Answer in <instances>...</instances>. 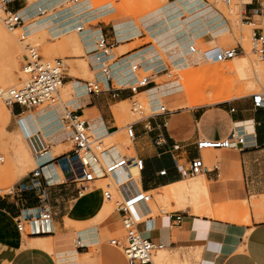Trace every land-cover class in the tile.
<instances>
[{"label":"crops","instance_id":"crops-1","mask_svg":"<svg viewBox=\"0 0 264 264\" xmlns=\"http://www.w3.org/2000/svg\"><path fill=\"white\" fill-rule=\"evenodd\" d=\"M37 1L39 0H13L8 5V9L20 14L36 4ZM202 1L206 6H212L208 0ZM79 2L80 0H66L53 4L49 10L38 11L32 18L25 19L21 16L23 25L25 26L30 20L33 21L36 16L45 18L47 26L37 34L50 35L51 38H46L45 46L57 43L56 46L60 49H71L72 53L78 56H68V61L80 62L79 73L85 76L94 74V80L101 83L104 82L102 69L110 61H114L111 66L117 86L126 88L137 82L139 72L156 73L168 68L164 56L166 60L170 58L160 51L158 45L155 42L154 44L143 43V40L145 38L147 40L148 36L154 40L146 28L147 33L145 34L136 25V22L127 20V18L115 19L111 22L104 20L115 15L116 10L112 5V10H104V7L95 8L92 2L88 1V7L83 13L90 14L86 17L87 21L80 24L83 31H78L79 21H77L72 30L53 37L49 32L50 27L61 24L69 17L65 20L52 22V15H59L62 12L59 8L60 5L66 6V4L71 5ZM97 9H101V15L95 11ZM75 16L76 14L73 12L72 17ZM121 23H132L139 34L129 37L132 33L131 26H124ZM86 29L89 30L87 34H85ZM102 36L111 46L112 60L111 55L103 56L97 50V41ZM169 62L171 63L170 60ZM135 65L139 66L140 71L132 70L129 74L124 75V71L131 70ZM71 68L72 65H66L64 88L71 90L70 100L66 103L67 107L83 116L91 126L93 135L98 138H109L111 134L122 132L115 108L120 104L124 105L126 102H130L134 96L133 93L128 89H121L118 91L116 99L110 93H103L99 96L89 94L86 88L88 80L70 75ZM170 82L173 81L165 82L158 87L151 86L141 89L138 92L139 96L145 94L148 96L150 105L155 111H159L161 105H165L167 110L172 111L171 114L154 117L150 120L153 128L167 123L163 129L167 139L165 147H157L154 144L157 131L145 132V123L136 126L138 138L132 143L134 147L132 152L136 157L142 158L145 163V169L141 174L143 189L149 192L158 190V195H162L165 188L195 178L194 176L189 178L188 174L178 169L175 159L179 165H182L201 157L208 169L201 176L206 178L214 206H224L229 203L263 197L264 109L254 108L252 96L223 104L176 109L186 102L185 96L173 99L167 96H152L154 90ZM115 87L116 84L111 89ZM151 96L152 98H150ZM52 110L57 117L53 122L47 124L49 128L46 130L43 128H47V126H38L37 118ZM8 111L10 117L6 118L5 126L11 120V131L9 132L18 133L26 141L30 139L31 134L21 121L24 116L28 117L33 135H43L48 140L47 143L53 145V151H57L65 141L69 140L67 128L62 121L63 109L60 106H53L47 112H42V109L26 111L19 106L8 108ZM250 122L253 123V131L247 133L250 147L246 150L216 149L208 153L206 150L199 151L196 147V142L201 139L224 140L237 127H241L246 132L244 124ZM9 132L6 130L7 134ZM174 145H179L180 149L172 150ZM52 150H49L47 155L51 154ZM52 160L44 164L47 165L44 167V172L46 167H53V175L56 174V168L53 164H49ZM214 165H218L217 171L212 170ZM164 170L167 173L165 176H161L160 172ZM60 186L62 187H48L39 194L0 196V264H129L123 252L112 247L109 243L108 237L112 235L113 231L111 229L112 219L115 220V218L109 219L114 216L111 215L112 213L110 216L99 212L109 210L107 205L102 204L103 193L99 191L93 196L85 197L82 201L83 197L78 193V186L74 189L66 184ZM43 202L52 211L54 233L50 236L29 238L28 241H25L18 232L16 219L27 209L33 213L36 212ZM172 206L176 207L174 203ZM173 207H171L173 210L161 211L158 204L161 214L140 222L138 227L146 238L155 244L163 245V248L173 251L193 250L184 257L175 252L168 256L166 263L264 264V221L257 222L252 212L251 224L245 225L232 223V213L228 216L223 212L217 216V219L208 215H195L191 207L182 210ZM95 216L101 224L97 228L82 231L83 242L72 239V235L76 234V227L88 226ZM178 216L181 217V221H177ZM67 220L72 223L68 225ZM79 243L81 246L78 245ZM64 245L68 247H64ZM56 246L59 249H56ZM163 264L165 263L163 262Z\"/></svg>","mask_w":264,"mask_h":264},{"label":"built area","instance_id":"built-area-1","mask_svg":"<svg viewBox=\"0 0 264 264\" xmlns=\"http://www.w3.org/2000/svg\"><path fill=\"white\" fill-rule=\"evenodd\" d=\"M12 1L0 0V12L4 15V24L9 31H15L23 25V19L19 16V13L8 9V5ZM221 1L227 5L233 2V0ZM242 2H244L242 21L250 27L255 51L264 62V0H242ZM21 38L23 39V36ZM97 46L99 51L110 52L111 46L103 36L97 41ZM243 53L244 48L240 45L236 48H223L210 56L215 62L224 63ZM102 70L105 78L104 82L87 81V92L96 96L110 93L116 99L119 90H130L134 95L130 100L132 112L141 115V118L124 128L128 139L133 143L138 138L136 126L145 123V132L157 131L154 144L157 147L167 146V139L163 133L167 123L165 122L153 128L150 120L154 117L171 114L172 111L167 110L165 105H161L159 106V111H155L151 107V114L146 115L143 104L136 98L139 96L138 92L141 89L160 86L158 79L162 77H166L168 81H180L182 76L180 74L174 75L169 68H165L160 72L145 76L138 74L137 82L127 88L118 86L111 89L115 83L111 76L110 68L105 67ZM133 70L138 72L140 68L136 65ZM22 74L23 81L19 87L0 90V101L5 103L7 107L19 106L26 111H31L38 110L44 105H62L61 97L65 81L62 60L46 61L39 54L38 47L29 44L23 58ZM252 97L254 108L264 109V92L255 93ZM63 106L62 121L64 126L71 132L73 151L69 154H62L49 163L55 166L56 174L54 173L49 177L46 176L44 172L45 165H41L24 180H21L9 194H39L54 185L78 183V193L82 195L83 192L94 188L96 182L108 180L119 171L130 175L131 169H137L141 179V174L145 169V163L142 158L124 156L104 164L101 157L104 153L108 154V150L100 152L101 147H105L104 139L95 138L90 132L91 126L87 120L70 110L67 105L64 104ZM196 147L199 151L216 149H240L243 151L250 147V143L245 130L237 127L224 140L201 139L196 142ZM179 149V145H174L172 148V150ZM175 165L184 173L192 176H198L208 171L201 157L182 165H179L175 159ZM212 170L217 171L218 165H214ZM166 173L167 171L164 170L160 172V175L165 176ZM148 192L143 189L142 184L140 189L136 187L131 192H121V189L112 182H108L104 189V199L114 203L123 231L122 236L110 239L109 243L112 247L118 248L123 252L129 264H153L154 253L157 249L163 248V245L155 244L144 236L138 228L140 222L136 220L132 212L134 206L149 202L152 199V195ZM177 221H181L180 216L177 217ZM16 225L18 231L29 238L45 237L54 233L53 214L45 202L34 213L29 209L25 210L16 219ZM78 245L81 246L80 243Z\"/></svg>","mask_w":264,"mask_h":264},{"label":"rangeland","instance_id":"rangeland-1","mask_svg":"<svg viewBox=\"0 0 264 264\" xmlns=\"http://www.w3.org/2000/svg\"><path fill=\"white\" fill-rule=\"evenodd\" d=\"M91 1L94 7H104L107 4H110L113 6V8L116 10L115 15L108 19H104L108 22H111L115 19H125L136 22V25L139 26V28L142 30L143 33H147V31L142 27L140 20L145 17L146 15L156 11L157 9H160L166 5H168L172 0H80L79 3ZM208 2L218 11L221 15H223L224 18H226L228 25L231 27V32L229 34L234 35L236 39H234L231 44V42H227L224 46L226 48H236L240 45L243 46L246 53L239 54L240 57L236 58L230 62L223 63V64H215L210 63L206 66L199 67L193 70V73H191L189 76H184L181 71H177L174 67H172L169 60L165 61L168 64V68L176 74H180L182 76V79L180 82L185 90V86H193L194 82L197 81L200 78H203V82L198 85V87L193 91L192 93H188L187 91L180 93L178 97L185 96L186 98V106L190 108H196L197 106L201 107L202 105H214V104H223L226 102H232L235 100H241L247 97L252 96L255 93L264 92V62L259 58L258 55L255 54V48L252 38V32L250 27L242 21L243 15L242 11L243 6L242 2L240 0H235L233 5L228 7L220 0H208ZM76 3H73L71 5H67L66 8L62 9V12H60L59 15L53 14L51 21L57 22L60 20H65L68 18L71 13H73V7ZM110 20V21H109ZM27 39L26 41H21L20 39V32L12 34L8 32L3 25L2 18L0 17V90L3 89H9L14 87H19L22 84L23 81V74H22V64H23V58L26 54V49L29 44L35 45L38 47L39 54L41 57L46 61H56V60H62L63 66H64V75L66 72V65H72L71 71H74L75 73L72 74L70 71V75L75 77H81L83 79H86L88 81H94V74L85 76L79 73V63L80 62H69L68 56H78L74 53H72L71 49H60L56 46L55 43L51 46H45L46 38H51L49 34L46 35H36L32 36L30 34V31L28 29L27 24L23 28ZM147 37V36H146ZM143 43H152L154 44V41L152 40L151 36H148L147 40L146 38L143 40ZM234 42V43H233ZM229 43V44H228ZM139 44H141V41H139ZM197 47V46H196ZM203 50L206 49H214L215 51L219 50L217 47V44L212 42H206L200 46ZM113 58V55H111V60ZM249 59L250 61V68L247 71V74H245L246 78H243L240 76V74L235 71L233 66H235V61L238 59ZM114 61H110V65H112ZM253 63V64H251ZM76 65V66H74ZM258 66L262 67V70L258 71ZM78 72L79 74H77ZM141 76H145L150 73H143L139 72ZM249 83H254L252 87H250ZM183 81V82H182ZM186 81V82H185ZM165 82H168V79L166 77H162L158 79V83L161 85ZM176 82V81H173ZM247 82V83H246ZM248 85V86H247ZM116 87L117 82H116ZM254 87V88H253ZM253 88V89H251ZM70 92L71 90L69 88H63L62 90V101L66 104L70 100ZM205 95H204V94ZM188 94V95H187ZM220 95L221 97L224 96H231L230 99H218L217 96ZM136 100L141 101V103L144 106V110L146 115L151 114V105L150 100L148 96L140 95L136 98ZM50 105H44L39 110H43ZM8 108L5 103L0 101V196L8 195L10 191L16 185L21 181L24 180L33 170H35L37 167L44 165L49 160H52L53 158H56L62 154H69L71 151H73L74 146L73 143L70 142V140L65 141L62 146H60L57 151H53L52 147L53 145L48 144L46 147H50L49 150H52V153L49 155H45L39 160H36L34 158V152L30 147V144L28 143V140L26 141L20 135L13 134V132H9L10 130V122L5 126V120H6V113L8 112ZM116 111V117L118 120L119 126L122 128V132L111 134L110 137L107 140H105V144L107 147L110 145H121L125 148V153L127 156L134 157L135 154L133 151L134 147L133 144L129 141L125 127L133 122H136L141 118V115L134 114L132 112V107L130 102H126L124 105H118L115 108ZM12 119V117H11ZM6 130L9 132V134L6 133ZM129 148V149H128ZM48 150V151H49ZM131 151V152H130ZM214 150H206V152L210 153ZM193 177L192 175H189V178ZM201 179V176L192 178L188 181L189 185H193ZM107 182H98L95 184V188H91L88 192L83 194V199L88 196H93L97 194V192L101 191L104 193V189L106 188ZM78 183H69L66 184L67 186H71V189H74L77 187ZM62 186L54 185L52 188H59ZM197 203H191L192 200L188 199L182 205H178L176 200H174L171 204H177L175 209H186L188 207L192 208V212L195 214V210L197 208L195 215H208L212 218H217V216L223 212H225L228 216L232 213L234 210H242L245 206L246 202L251 203V212L252 215H254L257 222H263L264 221V196L257 199V198H251L250 200H245L243 202H239V207H234V203H229L224 206H214L211 198V208L209 204L208 196L204 193H200L196 195ZM197 198H199L197 200ZM170 201V200H169ZM170 201V202H171ZM191 201V202H190ZM201 202V203H200ZM104 205H107L109 210H101L99 212H104L108 215L109 211H111V215H114L110 217L109 219H112V235L108 237L109 241L110 239L114 237H120L123 235V231L121 229V223L120 219L116 213L115 205L114 203H109L104 199L103 196V203ZM168 204V205H169ZM196 205V208L193 206ZM53 205V204H51ZM180 206V208H179ZM202 207V208H201ZM164 207H162L163 209ZM170 210L172 208L168 206ZM213 208V209H212ZM215 208H217L215 210ZM236 208V209H235ZM161 209V208H160ZM161 209V210H162ZM166 210H169L165 207ZM169 210V211H170ZM212 210V211H211ZM200 211V212H199ZM159 213V212H157ZM110 215V216H111ZM155 216H158L155 215ZM136 218V217H135ZM218 219V218H217ZM137 220V219H136ZM226 221H229L228 219H225ZM138 221V220H137ZM68 225L72 222L68 221ZM98 219L92 220L88 226L86 227H76V234L72 235V239L74 240H80L82 241V231L88 230L91 228H97L101 223H99ZM25 241H28L29 238L27 236H23ZM76 241V242H77ZM75 242V243H76ZM83 242V241H82ZM74 244V243H73ZM193 250H185V251H173L169 249L161 250L157 252L153 258L154 264H165L166 260L168 259L169 255H173L175 252H178L183 257L186 254H189ZM170 264H182L181 262H171Z\"/></svg>","mask_w":264,"mask_h":264},{"label":"bare ground","instance_id":"bare-ground-1","mask_svg":"<svg viewBox=\"0 0 264 264\" xmlns=\"http://www.w3.org/2000/svg\"><path fill=\"white\" fill-rule=\"evenodd\" d=\"M63 1H66V0H54L52 2L50 0H39L36 2V4L29 7L26 11L20 13L19 16H23V17H25V19L32 18V17H34V15L37 14L38 11H42L45 9L49 10V8L53 4L62 3ZM234 1L235 0H233V2L230 5H227L224 2L223 3L226 6L230 7L233 5ZM240 1L242 2V0H240ZM87 2L76 3L74 5V7L72 8L74 10L73 12H75L76 16L72 17L73 13H71V16H69V19H67L66 21L62 22L61 24H59L57 26L50 27L49 32L51 33V35L53 37H57L59 35L65 34L66 32L73 29L74 24L77 21H79L78 31L82 32L83 28L80 27V24H81V22L87 21L86 17H88L90 14V13H87V14L83 13V11L86 10L88 7ZM242 6H243V10H244V2H242ZM66 7H67V4H66V6L60 5L59 8L62 10ZM95 8H100V7L95 6ZM103 9L104 10H112V7L110 4H107L104 6ZM95 11L98 12L99 15H101V9H97ZM242 14H243V11H242ZM0 17L2 18L3 25L5 26L4 15L2 12H0ZM39 17L36 16L33 21L30 20L27 22L28 29H29L30 34L32 36H36L38 34V31H40L41 29H44L47 26L45 23V18H39ZM140 21L142 22V26L144 27V29L146 28L147 31H149L152 34L153 39H154L153 41L158 45V48L161 49L160 51L162 53L166 54L170 58L169 60L171 61L172 66L177 71L183 72L182 74L184 76H189L191 73H193L194 69L206 66L210 63L223 64V63L215 62L211 58L210 55L214 54V49L203 50L200 47L202 44H204L206 42H212V43L217 44L216 48L221 50L223 48H226V46H224V45L227 42H231L234 39L237 40V38L234 35L229 34L231 32V27L228 25L226 18H224L223 15H221L218 11H216V9L213 8L212 6H208V5L206 6V4L202 0H174V1L170 2L168 5L160 8V9H157L156 11L146 15ZM121 24H124V26L125 25L131 26L130 29L132 31L131 30L130 31L132 33L130 32L131 35L129 37H135L139 34L136 31L137 29L134 27V25H132V23H121ZM5 28H6V26H5ZM23 28H24V25H22L20 28H18L15 31H9L7 28H6V30L12 34L20 32L21 33L20 34L21 41H26L27 36H26ZM88 31L89 30L86 29L85 34H87ZM120 35H122V34H120ZM21 36H23V39L21 38ZM123 36H125V35H123ZM231 44H232V42H231ZM193 48L195 49L194 51H193ZM97 50H98V46H97ZM217 51H215V53ZM98 52H100L103 56H106V57H109L111 55V51L108 53H105V52L98 50ZM244 53H246L245 49H244ZM255 54L258 55L256 51H255ZM239 57H240V55L236 56L234 59L239 58ZM234 59H232V60H234ZM228 62H230V61H228ZM224 63H227V62H224ZM251 64H253V63H251ZM105 67L110 68L111 76L113 77L114 83L116 84L115 79H114V75L112 72V66L108 63V64H105L103 68H105ZM133 67L131 70L124 71L123 72L124 75L132 72ZM232 68H234L235 71H237V73L240 74L241 77L246 78L245 74H247V71L250 68V61H249V59H245V58L244 59H238L235 61V66H233ZM261 70H262V67L258 66V71L260 72ZM101 73H103V70ZM103 78H104V76H103ZM249 81H247V82L249 83ZM180 82L176 81V82H170V83H167L165 85H162L157 90L153 91L154 95H152V96L153 97H155L156 95H158V97L167 96L170 99L178 97V95L180 93H182V91H184V88ZM202 82H203V78H200L194 82L193 86H187V87L185 86V90L188 93H192L193 91H195V89L198 87V85L201 84ZM249 84H250V87H252L254 85V83H252V82ZM253 88H251V89H253ZM186 91H184V92H186ZM152 96L150 98H152ZM217 96H220V95H217ZM220 98L230 99L231 96H224V97L220 96V97H218V99H220ZM153 101H155V100H153ZM158 101H160V100H158ZM186 103L187 102H185L183 105H181L179 108H176V109L186 108L187 107ZM64 104L65 103L62 101V105H60V104L59 105H51V106L43 109L42 112H47V110L49 111L50 109L53 108V106H56V107L60 106L64 111V106H63ZM9 109H11V108H9ZM53 111L54 110L50 111L49 113H46L45 115L43 114L44 116H42V117L40 115H38L39 114L38 113L37 115L40 116L36 120L38 126H40V127L45 126L46 127L48 123L53 122L57 117ZM5 116L7 119H9V117H10L9 111L6 113ZM21 121H23L26 128L29 130V132L31 134V136H29L30 139L28 140V143L30 144L31 149L34 152V155H35L34 158L36 160H39L40 158H42L43 156L47 155L50 152V151H48L50 149V147L49 146L46 147L48 140H46L43 135L42 136L41 135H39V136L33 135L31 128L29 126V123H28V117H26V116L22 117ZM20 125H21V127H23L21 122H20ZM244 125L246 126V133H251L253 131V123L250 122V123H246ZM52 126H53V124H52ZM48 128L49 127L47 126V128H43V129L47 130ZM67 131H68V135H69V140H70V142H72L71 137H70L71 132L68 129H67ZM90 132L92 133V129H90ZM34 133H38V132H34ZM92 135H93V133H92ZM94 137L98 138L97 136H94ZM109 138H112V137H109ZM98 139H100V138H98ZM101 139H104V141H105L108 138L104 137ZM105 150H108V154L104 153L103 156L101 157L102 162L104 164H107L111 160H114L116 158H119V157L122 158L124 156H127L125 153V148L121 145H117V144L113 145L112 144L109 147H107L105 144V147H101L100 152L105 151ZM0 160H2V158H0ZM45 166H47V165H45ZM53 171H54L53 167H46L45 168V172H46V175L48 177L52 176ZM130 172H131V174L129 175V174L123 173L122 171H119L115 175H112L110 179L99 181V182H107V181L112 182L116 187L121 189V192L122 191L131 192L136 187L140 189L141 188V179H140V175H139L138 170L137 169H131ZM201 175H203V174H200L198 176H201ZM198 176H194V177H198ZM96 183H98V182H96ZM88 191H86V192H88ZM86 192L82 193V197H83V194ZM148 193L152 195V199L149 202L140 203V204H138L132 208V212H133L134 216L136 217V219L138 220V222H143V221L147 220L148 218L156 217L155 215H157V214L159 215L160 210L158 209V204H159V207H161V209H162V207H164L162 209L163 211L166 210L165 207L167 209H169L167 206L173 207L172 204L171 205L169 204V203H172L173 199L177 201V202L174 201V203L179 202L178 205H180L182 207V205H184L186 203L185 201L188 199L192 200V202L190 201L191 203L195 202V204H196L197 203V201H195L196 195L200 194V193L201 194L204 193L208 196L209 204L211 203L210 192L208 189V183L206 181L205 176H201V179L199 180V182H197L193 185H189L188 181H183L181 183L171 185V186H169L163 190L162 195H158V190L151 191ZM171 199H172V201H171ZM198 199L199 198H197V200ZM109 203H112V202H109ZM180 206H179V208H180ZM193 206H194V204H193ZM235 206H236V208L239 207V202H235L234 207ZM251 206L252 205L250 202H246L245 206L242 210L232 211L231 222L236 223V224H245V225L251 224V222H252ZM194 207L196 208V205ZM210 208H211V204H210ZM196 211H197V208L195 210V214H196ZM157 212H159V213H157ZM165 212H167V211H165ZM110 214H111V211H109L108 215H110ZM20 235L26 236L25 234H21V233H20ZM61 238H63V237H61ZM58 242H60V241H58ZM59 244H61V243H59ZM63 244H65V243H63ZM65 246H67V245H64V247ZM56 249H59V248H57V246H56ZM165 249H167V248L157 249L156 252L154 253V256L157 252H159L161 250H165ZM60 252H62V251H60ZM58 254H60V253H58ZM154 256H153V258H154ZM153 264H154V261H153Z\"/></svg>","mask_w":264,"mask_h":264}]
</instances>
